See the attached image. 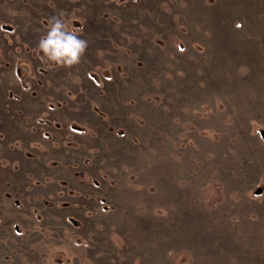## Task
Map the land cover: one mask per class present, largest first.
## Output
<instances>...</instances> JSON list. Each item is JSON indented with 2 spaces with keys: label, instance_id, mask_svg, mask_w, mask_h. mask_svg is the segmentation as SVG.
I'll list each match as a JSON object with an SVG mask.
<instances>
[{
  "label": "rangeland",
  "instance_id": "obj_1",
  "mask_svg": "<svg viewBox=\"0 0 264 264\" xmlns=\"http://www.w3.org/2000/svg\"><path fill=\"white\" fill-rule=\"evenodd\" d=\"M0 264H264V0H0Z\"/></svg>",
  "mask_w": 264,
  "mask_h": 264
},
{
  "label": "clouds",
  "instance_id": "obj_2",
  "mask_svg": "<svg viewBox=\"0 0 264 264\" xmlns=\"http://www.w3.org/2000/svg\"><path fill=\"white\" fill-rule=\"evenodd\" d=\"M82 30L70 29L62 15L49 19L46 34L41 37L38 48L46 61L57 67H73L81 62L88 42L79 32Z\"/></svg>",
  "mask_w": 264,
  "mask_h": 264
}]
</instances>
